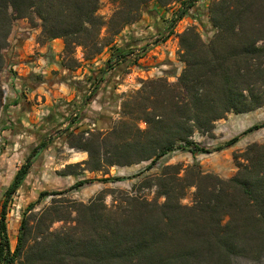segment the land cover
Segmentation results:
<instances>
[{
  "label": "trees",
  "instance_id": "16d2710c",
  "mask_svg": "<svg viewBox=\"0 0 264 264\" xmlns=\"http://www.w3.org/2000/svg\"><path fill=\"white\" fill-rule=\"evenodd\" d=\"M196 2L111 0L113 11L106 19L100 14L101 0H0V116L25 99L22 92L6 96L1 81L6 66L3 50L15 20L25 19L31 30L39 29L40 43L61 39V64L67 69L80 67L78 48L84 61L110 50L101 68L83 82H71L81 96L77 110L55 108L68 126L48 129L7 186L0 211V264H234L238 257L264 259V142L233 153L236 172L229 178L203 172L196 162L186 168L166 165L143 180V188L154 193L152 198L141 191H123L117 197L112 192L110 204L104 195L86 203L61 198L94 182L139 177L176 151L209 154L212 151L194 139L196 133L213 135L216 122L229 114L264 107V0H212L202 13L196 12ZM175 6L164 30L141 39L130 30L143 15L156 16L158 10ZM191 13L198 24L202 20L207 24L201 26L204 33L190 26L177 34L184 66L176 82L164 77L142 81L138 90L121 97L116 122L102 128L88 105L101 85L106 86L105 77L109 81L116 77L117 82L151 44L167 41L177 23ZM136 49L139 54L134 58ZM86 120L97 126L81 129ZM11 126L7 122L2 130ZM263 128L264 122L251 125L213 151ZM62 134L70 148L88 155L66 165L62 176L84 171L106 176L114 166L149 164L132 176L83 178L66 189L42 191L24 210L12 249L7 227L10 203L35 157ZM190 189L192 203L183 204ZM47 196L51 202L34 212Z\"/></svg>",
  "mask_w": 264,
  "mask_h": 264
},
{
  "label": "rangeland",
  "instance_id": "374dc122",
  "mask_svg": "<svg viewBox=\"0 0 264 264\" xmlns=\"http://www.w3.org/2000/svg\"><path fill=\"white\" fill-rule=\"evenodd\" d=\"M212 0H207L206 7L207 8ZM178 6L172 7L170 9L172 12L176 10ZM204 8V9H205ZM113 11V5L111 4V0H101V8H100V14L104 16L106 19H108ZM163 12V10H160ZM201 9V13H202ZM185 22H178L175 30V38L177 37L178 33H181L186 28L190 26H197L198 29L204 33V29L202 27L206 26V21H201L199 24L198 22H192L190 21V18H193V14H189L186 16ZM28 22V21H27ZM20 23H17V21H14L13 28L11 31L10 36L13 34V30H15V27H17ZM20 26V25H19ZM202 26V27H201ZM181 31V32H180ZM104 32V31H103ZM9 36V38H10ZM16 36V33H15ZM173 38V40L175 39ZM178 39V38H177ZM13 42H9L6 48L3 50V54L5 56L6 60V66L1 73V81L3 89L5 90V95L8 96V90L5 82L6 78V72H7V61L10 57V46ZM178 49H179V43H178ZM106 50V49H105ZM104 50V51H105ZM82 51V49H81ZM103 51V52H104ZM79 53H75V56L77 57ZM176 57H178V50L176 51ZM94 60V59H93ZM85 61H81V66L83 65ZM140 66L145 71H150L155 66L149 65L147 62L144 64L142 61H140ZM157 67V66H156ZM77 68V69H79ZM141 68V69H142ZM175 68V67H173ZM171 69V71L164 72L160 76L158 74H152L149 77H138L137 76V70L139 68H128L126 72L122 73L120 76L117 77V83L116 85H123L120 91L112 93L110 95V101L107 102V106L105 105L102 107V110L97 111L92 109L91 115L95 114L97 117H99V120L101 121V127H105V125L116 122L118 119V114L116 112H120L121 108V97L123 95H126L128 93L134 92L138 90L141 87V82L147 79H155L159 77L167 78L170 82H176L178 76L180 74H177V70ZM77 69L73 71H77ZM95 66H89L87 67V72L85 79L88 78L90 73L93 70H96ZM183 69V68H182ZM176 71V72H175ZM182 71V70H181ZM181 73V72H180ZM84 79V80H85ZM82 82V81H81ZM111 81H108L110 83ZM113 83V82H111ZM116 85L114 84V88H116ZM103 86V87H102ZM105 84L103 83L99 89L98 94L103 90ZM106 87V86H105ZM98 96V95H97ZM120 97V98H119ZM96 99V98H95ZM95 99L90 103L92 104ZM11 107V106H10ZM10 107L7 108L6 112L0 116V154L3 152H7L8 147L6 144V141L3 137V135L7 134H14L18 131L19 123L18 120H15L13 118H10L9 115H7L8 110ZM17 108V109H15ZM15 110H18L19 106H15ZM70 110V109H69ZM74 110V109H72ZM77 110V108H75ZM105 110V111H104ZM106 112V114H105ZM49 114H55L57 115V112L55 110H52L49 112ZM231 118H233L235 115L234 113L229 114ZM228 115V116H229ZM228 116L226 119L219 120L215 124V129L213 131V135H200L198 133L195 134L194 139L203 147L211 150L212 152L209 154H196L193 156L191 153L187 151H176L170 155L165 156L162 158L157 165L150 171L144 173L143 175L133 178L131 180H125V181H118V182H109V183H102V182H94L92 184H88L84 186L83 188L79 190H74L69 193H67L65 196L61 197L65 200H76V201H82V202H88L93 198H97L101 195H104L105 203L110 204L112 201V192H114V196H122L121 192H131V193H137L139 194L140 191L144 194H148L150 198L154 197V193L151 191H148V189L143 188V185L145 182L143 180L150 179L154 177L156 174L160 173L162 168L166 165H179L182 168H186L189 165H192L194 162L198 163L202 169L203 172H210V173H216L219 176L223 178H229L236 172V166L233 159V153H239L245 150L247 145L258 142L263 143L264 142V128L260 129L254 133H251L249 135L244 136L241 138V148L238 147L236 150H228V151H213L215 148L225 144L229 139L236 136L246 128L250 127L251 125H254L256 123L264 122V107L261 109H258L257 111L251 112L249 114H246L243 116L242 120L247 121H239L236 119V122H238L237 125L233 126L230 122H228ZM246 118V119H245ZM233 120V119H232ZM66 121V120H65ZM65 121H62V124H64ZM8 122V124H12L11 128L2 130V127ZM97 126V123H93L89 125V128H95ZM141 128H145V124H140ZM63 128V126H62ZM87 127H82L81 129H84ZM80 129V130H81ZM2 134V135H1ZM12 134V135H13ZM60 140V145H57L55 149L51 150V153L54 152L53 160L51 161V165L49 168V172L45 173L42 176L36 177V172L32 173L30 172L26 181L19 187L16 194L14 195L12 202L9 206V211L7 215V227H8V235L10 238L11 248L14 249L17 242V236L19 233V226L21 222V218L23 216L24 210L30 204L31 202H34L37 200L39 194L42 191H52V190H62L70 187L73 185L77 180L83 179V178H100V177H127L132 176L135 174L140 173L143 171L146 166L149 164V162H140L133 164L131 166H114L109 170V174L104 176L102 173H92L89 171L79 172L78 176H73V183L72 181H69L67 176H62L60 172L66 167L68 164H75L80 163L88 158V155L86 152H82L77 149H72L69 147V145L65 142V134H62L61 136L57 137ZM251 140H255L252 141ZM250 143H249V142ZM24 159H18V158H11V160H7L9 164L6 166L5 171L0 172V211H1V201L3 199L4 192L7 188V186L11 183L13 175L15 171L24 163ZM57 165V170H53L55 166ZM154 190V189H153ZM194 189H190L187 192L186 197L183 200V204L190 205L192 203V197H193ZM140 193V194H142ZM52 200L51 196H47L44 198L42 204L38 205L34 212L41 210L44 206H47ZM160 201H163V199H160ZM59 224H55V227H58ZM234 264H264V259L261 262H254L245 258H236L234 260Z\"/></svg>",
  "mask_w": 264,
  "mask_h": 264
},
{
  "label": "crops",
  "instance_id": "0c3cea01",
  "mask_svg": "<svg viewBox=\"0 0 264 264\" xmlns=\"http://www.w3.org/2000/svg\"><path fill=\"white\" fill-rule=\"evenodd\" d=\"M160 10H158L156 16L143 15L139 22L131 26L130 30L136 38H148L156 34L158 30H164L166 26L165 22L171 17L172 11L163 10L162 12ZM186 18L187 17H184L180 22H185ZM195 20V18H190L192 22H196ZM16 21L20 23V26L18 25L15 27L13 34L9 38V42L13 43L10 46V57L7 61L5 82L7 88H9L8 96L11 97L15 93L22 92L25 99L18 110H15L17 109L15 106H11L9 109L12 110L7 111V115H9L10 118L18 120L19 127L16 133H12L13 135L7 134L3 135L1 138L5 139L2 141H6L8 150L0 154V172H3V170L5 171L6 166L9 164L8 161L11 160V158L22 159L27 157L30 151L39 144L42 136L49 131L48 129H53V127L58 125L63 126L62 121H65L63 117L49 114V112L55 110V108L65 112L67 106L68 109H75L81 102V96L71 82H83L87 67L95 66L98 69L101 68L110 54V50L106 49L94 60L85 61L77 71L64 68L61 64L64 48L61 39L40 43L38 41L40 34L39 29L31 30L29 23L25 19H18ZM175 30L176 27L174 32ZM175 33L167 41L153 46L141 59L144 64L147 62L149 65L155 67L150 71H145L141 65L140 69L137 70L138 77H149L160 67L163 68L164 72L171 71V69L175 67L173 69L177 70V74H180L184 65L176 57L178 39L174 37ZM173 38L175 39L173 40ZM77 53H79L77 58L83 61L81 48L77 49ZM115 79L116 77L111 80L113 83L110 82L106 85L98 94L95 101L88 105L89 107L101 111L102 107L108 105L107 102L111 99L110 95L120 91L123 86L116 85L117 83H114ZM109 80V77H105L106 83ZM114 84L116 88H114ZM245 115L246 114H237L233 118L229 115L227 121L235 126L238 124L236 119L242 122L248 120L246 118V120H242V117ZM84 122L85 125L82 127H89L90 124H93L89 122V120ZM55 135L56 134L53 136ZM252 141L255 140H251V142ZM60 144L62 143H60L59 138H56L55 142L50 145V147L43 150L35 157L31 172H36V177L49 172V167L52 166L51 161L53 160V156L51 155L54 154V152L51 153V150L55 149V147ZM240 144L241 140L223 151H230L231 149L234 151L238 149V147L241 148ZM57 169L56 165L53 170ZM67 177V179L73 183L74 177Z\"/></svg>",
  "mask_w": 264,
  "mask_h": 264
},
{
  "label": "built area",
  "instance_id": "2783aa9c",
  "mask_svg": "<svg viewBox=\"0 0 264 264\" xmlns=\"http://www.w3.org/2000/svg\"><path fill=\"white\" fill-rule=\"evenodd\" d=\"M206 2H207V0H197V2H196V12H199V13H201V9L202 10H204V8L206 7ZM151 46V48L154 46L153 44H151L150 45ZM139 54V50L138 49H136L135 51H134V54H132V56L135 58L137 55ZM142 59V58H141ZM141 59H139L138 60V62H137V64H135V65H133V66H130V67H128L129 69L130 68H139L140 69V61H141ZM155 73L156 74H158V75H162L164 72H163V68H159V69H156L155 70ZM154 73V74H155ZM89 94L91 93L90 91L88 92ZM76 116V113H74L73 114V117H75ZM68 124H69V121L67 120L66 122H64V124H63V128H65L66 126H68Z\"/></svg>",
  "mask_w": 264,
  "mask_h": 264
}]
</instances>
